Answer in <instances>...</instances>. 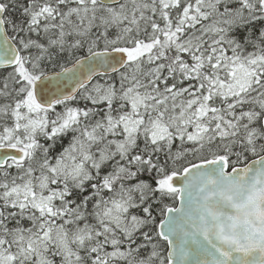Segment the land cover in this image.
Here are the masks:
<instances>
[{
	"label": "snow or ice",
	"instance_id": "1",
	"mask_svg": "<svg viewBox=\"0 0 264 264\" xmlns=\"http://www.w3.org/2000/svg\"><path fill=\"white\" fill-rule=\"evenodd\" d=\"M0 264H264V0H0Z\"/></svg>",
	"mask_w": 264,
	"mask_h": 264
}]
</instances>
